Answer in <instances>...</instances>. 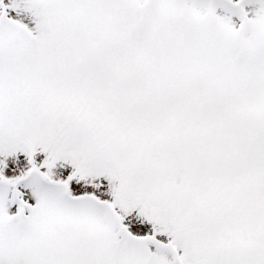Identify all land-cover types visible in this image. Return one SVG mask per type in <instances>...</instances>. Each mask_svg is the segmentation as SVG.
<instances>
[{
    "label": "snow or ice",
    "instance_id": "obj_1",
    "mask_svg": "<svg viewBox=\"0 0 264 264\" xmlns=\"http://www.w3.org/2000/svg\"><path fill=\"white\" fill-rule=\"evenodd\" d=\"M0 264H264V0H0Z\"/></svg>",
    "mask_w": 264,
    "mask_h": 264
}]
</instances>
